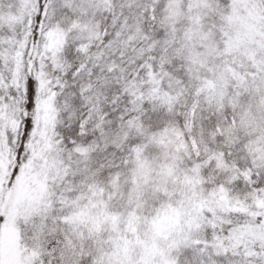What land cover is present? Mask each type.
I'll return each instance as SVG.
<instances>
[{
	"label": "snow or ice",
	"instance_id": "6c2138e0",
	"mask_svg": "<svg viewBox=\"0 0 264 264\" xmlns=\"http://www.w3.org/2000/svg\"><path fill=\"white\" fill-rule=\"evenodd\" d=\"M0 264H264V0H0Z\"/></svg>",
	"mask_w": 264,
	"mask_h": 264
}]
</instances>
